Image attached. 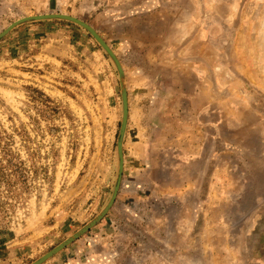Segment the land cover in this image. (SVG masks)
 <instances>
[{
    "label": "rangeland",
    "instance_id": "rangeland-1",
    "mask_svg": "<svg viewBox=\"0 0 264 264\" xmlns=\"http://www.w3.org/2000/svg\"><path fill=\"white\" fill-rule=\"evenodd\" d=\"M47 14L110 46L129 117L113 207L43 264H264V0H0V34ZM122 121L88 30L0 38V264H34L101 214Z\"/></svg>",
    "mask_w": 264,
    "mask_h": 264
},
{
    "label": "water",
    "instance_id": "water-1",
    "mask_svg": "<svg viewBox=\"0 0 264 264\" xmlns=\"http://www.w3.org/2000/svg\"><path fill=\"white\" fill-rule=\"evenodd\" d=\"M45 19H65L72 21L86 30H88L94 38L101 44V46L106 50V52L110 55V57L113 59L114 63L116 64V67L119 72V77H120V82H121V93H122V100H123V121H122V127L120 131V137L118 141V155H119V175H118V180L112 195V198L106 208L101 212V214L94 219L90 224H88L86 227H84L81 231H79L77 234H75L72 238L68 239L65 243L57 247L55 250L52 252L48 253L46 256L35 262L34 264H43L46 262L48 259L56 255L58 252H60L63 248H65L67 245L78 239L80 236L85 234L87 231H89L93 226H95L104 216H106L111 208L113 207L116 198L118 196L121 183H122V177H123V171H124V138L126 134V129H127V123H128V117H129V106H128V95H127V90H126V78H125V73L122 68V65L120 63V60L116 56V54L112 51L109 45L106 44V42L101 38V36L92 28L90 25L87 23L83 22L80 19H77L75 17L71 16H66V15H61V14H47V15H39V16H33V17H26L23 18L22 20L14 22L11 26H9L4 32L0 34V38L4 37L7 35L13 28L16 26L26 23L28 21H37V20H45ZM250 202H244L240 204L241 208H248Z\"/></svg>",
    "mask_w": 264,
    "mask_h": 264
},
{
    "label": "crops",
    "instance_id": "crops-1",
    "mask_svg": "<svg viewBox=\"0 0 264 264\" xmlns=\"http://www.w3.org/2000/svg\"><path fill=\"white\" fill-rule=\"evenodd\" d=\"M152 146V145H151Z\"/></svg>",
    "mask_w": 264,
    "mask_h": 264
}]
</instances>
